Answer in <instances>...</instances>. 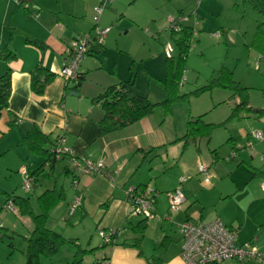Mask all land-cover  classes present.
Instances as JSON below:
<instances>
[{"label":"crops","instance_id":"obj_1","mask_svg":"<svg viewBox=\"0 0 264 264\" xmlns=\"http://www.w3.org/2000/svg\"><path fill=\"white\" fill-rule=\"evenodd\" d=\"M99 1L0 0V53L10 52L13 57L10 60L0 58V76L8 68L10 82L7 107L0 109V155L8 157L6 171L15 170L21 185L22 168L33 171L42 165L44 158L30 152L22 143V137L32 127L38 128L51 141L64 135L66 147L80 159L104 161L105 174L90 177L75 176L67 158L57 160L53 177L49 180L39 178L28 192H32L30 203L36 213L39 212L36 199L44 191L63 194V199L50 211L46 226L72 241L76 248L92 251L83 257L82 264H183L178 225L186 220L209 222L215 219L227 228L236 229L237 243L253 244L263 259L261 263L229 260L222 264H264V193L261 189L264 186V156L258 158L259 164L254 163L255 152L244 148L249 135L241 138L243 148L238 147L241 141L230 140L224 156L212 150L208 167L212 177L205 184L204 177H196L201 175L197 171L202 159V150L197 147L199 140L190 141L186 148L178 141L186 134L188 120L176 127L170 112L156 108L151 115L132 125L101 135L100 121L104 111L96 100L108 87L132 77L136 94L151 99V93L143 86L163 85L167 71L165 46H171L173 58L177 55L175 38L165 30L168 16L187 17L182 27L192 30V40L198 39L200 48L202 42L216 33L228 41L232 35L237 37L243 28L214 20L215 12L223 9L214 0H114L104 7L97 26L110 28L112 21H116L115 28L127 21L130 27L123 36L121 33L110 35L109 30L104 45L95 47L82 60L79 82L65 83L58 76L66 62L65 50L72 40L94 28L93 17ZM130 7L136 11H127ZM138 24L148 26L145 33L162 44L161 54L152 53L145 42L138 51L124 46L121 40L127 37V32L142 34ZM256 29L250 43L254 42ZM27 40L38 42L40 47ZM37 68L53 75L42 95H36L31 89V74ZM158 96H164L161 89ZM233 151L232 159L224 162ZM231 160L237 162V166L234 167ZM242 165L248 168L245 175L239 173ZM48 169L44 167L45 171ZM60 175L68 178L67 188L64 184L58 187ZM182 177L190 178L179 185ZM74 178L76 188L71 185ZM143 186H149L157 194L155 216L151 221L131 215L128 193ZM179 186L185 203L172 214L167 194ZM38 188L40 191H36ZM76 196L81 197V205L70 214V205ZM16 210L19 216H14L22 227L24 235L21 237L25 242L33 230V223L29 217L21 216L17 207ZM0 225L5 231L10 227L17 229L7 216ZM99 230H119V233L113 244H104ZM12 240L13 236L9 241ZM24 246L17 251L10 242V249H1V252L8 263L25 264L26 242ZM64 247L53 257H41L40 264H70L76 250ZM16 255L19 258L15 259ZM61 255L63 258H59Z\"/></svg>","mask_w":264,"mask_h":264},{"label":"rangeland","instance_id":"obj_2","mask_svg":"<svg viewBox=\"0 0 264 264\" xmlns=\"http://www.w3.org/2000/svg\"><path fill=\"white\" fill-rule=\"evenodd\" d=\"M186 1L190 2L188 0ZM195 1L197 2L198 0ZM214 2L220 5L221 9L223 8L220 13L217 11L215 12V17L213 16V18H215L214 20L221 23H228L239 29L243 28L245 33L240 29L238 36L233 37L232 35L229 37L230 39H228V41L221 38L222 35L218 38L211 36L206 42H202L201 48L198 42L199 40L194 38L192 40V48H190V52L185 61L184 73L182 76L185 78V82L183 85L179 84L178 87V96L185 95V99L171 103L168 109L161 107L159 109L162 112L164 110V112L171 113L176 127L181 126L185 120H195L202 115V121L205 124H224L223 127L216 129L212 133L209 144L207 139H199L197 147L199 146L202 150V159L199 162L206 168L210 167L212 159L210 154L212 150H216L220 156H224L225 153H227L226 147L229 146L230 140L234 139L238 142L241 141L238 147L243 148L242 137L244 138L251 132L257 131L264 135V115L258 114V110L264 109V59H260L261 54L256 50V47L253 46L254 42L250 43L254 29L257 28L258 25H261V32L264 33V0H214ZM130 8L131 9L126 10L129 12L136 11V9ZM107 10L108 9H106L105 12ZM115 25L116 21H112L110 25V35L116 36L118 33H121V36H123V33L130 27L127 21H122L114 28ZM138 26L142 34L133 31L127 32V37H123L121 40V42H125L124 46L132 51H138L141 48V43L145 42L146 48L151 47L152 53L155 51L161 54L162 44L160 45L156 40L150 38L149 34L144 31L148 26L142 24H138ZM220 71L224 73L221 79L224 83L226 79H230L229 81L242 89L240 90V94H243L241 97L247 98L248 106L251 108L250 111L241 110L230 118L235 108L240 103V95H236L237 90L232 91L228 88L216 87L199 95L191 94L209 85L214 79L218 78L220 76ZM153 82L155 81L153 80ZM154 85L157 86V88L152 86L143 87H145V91L151 93V102L160 103L166 99V91L163 85H159L158 83H154ZM159 89L164 92V96L160 98L158 96ZM253 148L256 154L254 163L259 164L257 163L259 160L258 158L264 156V140L262 142H254ZM229 156L223 159L224 162L230 160ZM230 162H232V160ZM7 164L8 157L0 155V214H2L0 216V221L2 222L4 216H7L9 222L12 221L14 225H17V229L12 230L10 227V229L6 231L3 229L0 230V264H18L19 262L16 261L15 263H8L7 258H5V255L1 252V249H10L8 247L10 242L17 251L25 247V242L21 237V235H24L22 227L17 218H15L17 214L14 216V214L4 211L2 209L3 202L6 198V194L17 193V196L21 195L31 198L32 192H23L20 185V177L15 170H11V172L6 171ZM231 164L234 167L237 166V162H232ZM155 165L156 167L158 166V159L155 161ZM247 170V166L242 165L239 169V173L245 175ZM208 173L209 176L212 177L211 168L208 169ZM168 175L167 177H169ZM155 176L160 177L161 175L155 173ZM196 177L200 178L203 177V175H197ZM63 184L65 188H67L68 178L64 177V175H60L58 178V187ZM36 191H40V188ZM11 230L14 234L10 232ZM12 236L13 240L9 241L12 239ZM63 246H65L64 248H73L76 250L74 243L69 240H66ZM63 246H61L59 250ZM17 258H19V255L15 256V259ZM59 258H63V255L59 256Z\"/></svg>","mask_w":264,"mask_h":264},{"label":"trees","instance_id":"obj_3","mask_svg":"<svg viewBox=\"0 0 264 264\" xmlns=\"http://www.w3.org/2000/svg\"><path fill=\"white\" fill-rule=\"evenodd\" d=\"M192 35L193 32L188 27H182L180 33L172 34L171 38H175L174 43L177 55L172 59H165L167 71L163 86L167 97L164 101L160 103H153L148 98L137 95L134 89L133 77L129 81L119 82L117 85L108 87L96 98L97 102L100 103L101 108L104 111V116L100 121L101 135L123 129L151 115L156 108L161 107L168 109L171 103L185 99V95L178 96V87L179 81L184 73L185 61L188 56L189 44L192 40ZM27 42L31 45L40 47L39 43L36 41L31 42L27 40ZM254 46L261 56L264 57V33L261 32V25L257 26ZM0 58L10 60L13 57L10 52H2L0 53ZM222 71H220V76L214 79L209 85L202 87L191 94L199 95L216 87L224 89L228 88L232 91L237 90L236 95H240V103L235 108L230 118L235 116L241 110L250 111L251 108L248 106L247 98L241 97V95L243 96V94H240V90L242 89L237 87L233 82L229 81L230 79H226V82L224 83L223 80H221L224 74L221 73ZM52 79L53 75L48 71L42 68H37L31 74L32 91L36 95H42ZM9 84V70L7 68L5 73L0 76V109L7 107ZM258 114L264 115V109L258 110ZM202 117L203 115L197 117L195 120H189L187 122L186 134L178 140L183 142V148H186L190 141H197L199 139H207V141H210L212 133L216 129L224 126L223 123L216 125L205 124L202 121ZM55 140L51 141L36 127H32V129L22 137L23 145L26 146L30 152L44 158V161L39 168L33 171H29L27 169L30 176L33 177V186L37 183L39 178L49 180L53 177L52 173L57 160L50 151ZM46 164L49 167L48 171L44 170ZM66 173H68V171H66ZM62 199L63 194L56 193L54 190L44 191L36 199L39 209V212L36 213L30 203L29 197H22L14 194L6 195L5 203L7 201H11L13 205L18 208L20 215L29 217L33 223V230L28 239L25 240V264H40L41 257H52L58 252L59 248L66 243V240L63 237L49 230L46 226L50 211ZM90 252L92 251H85L76 248L75 256L70 264H82L83 257Z\"/></svg>","mask_w":264,"mask_h":264},{"label":"built area","instance_id":"obj_4","mask_svg":"<svg viewBox=\"0 0 264 264\" xmlns=\"http://www.w3.org/2000/svg\"><path fill=\"white\" fill-rule=\"evenodd\" d=\"M114 0H100L98 7L95 9L93 20L94 28L85 34L76 37L67 46L65 50L66 62L58 73V76L65 82L79 81V66L82 60L92 53L95 47L104 45L110 28H100L97 26L99 17L107 4ZM188 20L185 16L168 17L166 20L165 30L172 34H178L182 30L183 23ZM194 35V33H193ZM219 37L220 33H216ZM172 48L166 45L164 48L165 57L172 59ZM260 59H264L262 56ZM185 78L182 77L180 85H183ZM264 135L257 131L249 134V139L244 145L250 153L254 152V142H262ZM51 154L56 160L67 158L72 172L75 176H97L105 174L104 161L92 162L86 159H80L75 156L74 152L66 147L64 135L56 137ZM234 152L229 159H232ZM264 161V157H262ZM47 164L45 168H47ZM197 171L203 175V182L208 184L210 176L208 168L198 163ZM22 177L21 189L28 193L33 187V177L30 176L26 168L20 170ZM76 178V177H75ZM72 180V187H77L76 179ZM189 178L182 177L179 179V185L185 183ZM264 193V186L261 187ZM157 194L149 186H143L138 190H131L128 193L131 207V215L139 217L144 221H151L155 216V201ZM169 211L173 214L179 211L185 203V198L180 190V186L167 194ZM81 205V197L76 196L70 205V214H73ZM3 209L8 213L17 214L16 207L11 201H7ZM1 227V225H0ZM119 230H109L105 232L99 230L98 234L104 244H113L114 237ZM178 233L181 239L180 256L183 264H222L225 261L235 260L237 262H258L261 263L262 253L251 243L238 244L237 231L234 228H227L219 219L209 222L186 220L178 225Z\"/></svg>","mask_w":264,"mask_h":264},{"label":"water","instance_id":"obj_5","mask_svg":"<svg viewBox=\"0 0 264 264\" xmlns=\"http://www.w3.org/2000/svg\"><path fill=\"white\" fill-rule=\"evenodd\" d=\"M30 0H22V2H29Z\"/></svg>","mask_w":264,"mask_h":264}]
</instances>
